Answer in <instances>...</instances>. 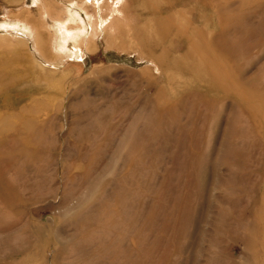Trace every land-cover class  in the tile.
Returning a JSON list of instances; mask_svg holds the SVG:
<instances>
[{"label": "rangeland", "instance_id": "rangeland-1", "mask_svg": "<svg viewBox=\"0 0 264 264\" xmlns=\"http://www.w3.org/2000/svg\"><path fill=\"white\" fill-rule=\"evenodd\" d=\"M71 1L0 0V264H264V0Z\"/></svg>", "mask_w": 264, "mask_h": 264}, {"label": "bare ground", "instance_id": "bare-ground-1", "mask_svg": "<svg viewBox=\"0 0 264 264\" xmlns=\"http://www.w3.org/2000/svg\"><path fill=\"white\" fill-rule=\"evenodd\" d=\"M71 3H73L72 7L63 10L60 16L51 18L50 23L46 20V22H48L46 26H48L47 28L49 30L52 26L54 31L57 30V32L49 35L50 42L54 40V46H52L57 59L83 54V50L85 51L93 45L92 40L95 39L96 31L100 28V23H98L100 18L97 17V20L91 18L90 14L88 15L87 8L94 6L95 9L97 8L98 13H101L103 4H107L114 8L111 0H104L101 2L98 0H73ZM77 8L83 10L82 14L85 16L84 18L81 17ZM45 14L46 12L44 16ZM46 16L44 17L45 19L48 18V16ZM97 16L100 15L97 14ZM18 24L21 23L18 22ZM22 28L27 30V33L35 38V33L30 27L28 28L22 24ZM22 28H20V30Z\"/></svg>", "mask_w": 264, "mask_h": 264}]
</instances>
